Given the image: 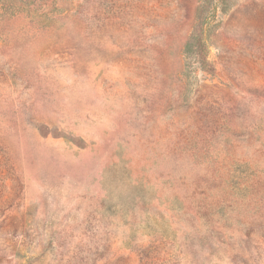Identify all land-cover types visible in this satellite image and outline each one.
I'll list each match as a JSON object with an SVG mask.
<instances>
[{"label":"rangeland","instance_id":"1","mask_svg":"<svg viewBox=\"0 0 264 264\" xmlns=\"http://www.w3.org/2000/svg\"><path fill=\"white\" fill-rule=\"evenodd\" d=\"M0 264H264V0H0Z\"/></svg>","mask_w":264,"mask_h":264}]
</instances>
